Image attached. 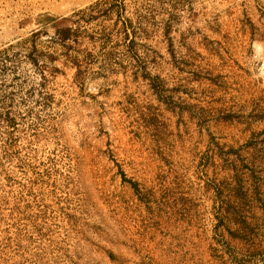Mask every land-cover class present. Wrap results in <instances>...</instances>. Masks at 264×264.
<instances>
[{"label": "rangeland", "instance_id": "1", "mask_svg": "<svg viewBox=\"0 0 264 264\" xmlns=\"http://www.w3.org/2000/svg\"><path fill=\"white\" fill-rule=\"evenodd\" d=\"M0 264H264V0H0Z\"/></svg>", "mask_w": 264, "mask_h": 264}, {"label": "trees", "instance_id": "2", "mask_svg": "<svg viewBox=\"0 0 264 264\" xmlns=\"http://www.w3.org/2000/svg\"><path fill=\"white\" fill-rule=\"evenodd\" d=\"M70 30V27H62V28H57V33L60 34L59 39L63 40L68 36V31ZM2 119L5 120L8 124H13L14 118L10 116L9 112H4L2 114ZM131 186H135V183L130 181L129 182ZM255 183V182H254Z\"/></svg>", "mask_w": 264, "mask_h": 264}, {"label": "crops", "instance_id": "3", "mask_svg": "<svg viewBox=\"0 0 264 264\" xmlns=\"http://www.w3.org/2000/svg\"><path fill=\"white\" fill-rule=\"evenodd\" d=\"M160 106H161V110L162 111H164L165 112V114H166V112H169L168 111V109H166V106L164 105V107H163V105L160 103ZM188 107V109H190L189 111H191V112H193V115H194V110L195 109H198L199 108V105H195V102H194V99H192V104L191 105H189V106H187ZM179 107L178 106H175V109H178ZM179 112H181V111H178V110H175V113H176V116L178 115V113ZM182 113V112H181ZM193 119H194V117H193ZM191 125H194L195 126V123L192 121V123H190ZM141 125V124H140ZM144 125H153V124H151V123H148L147 121L144 123ZM167 125H168V123H167ZM170 125V124H169ZM173 125H180V122H175V123H173Z\"/></svg>", "mask_w": 264, "mask_h": 264}]
</instances>
